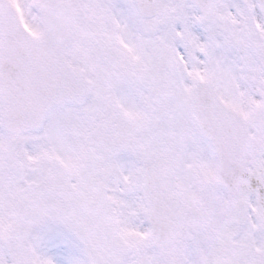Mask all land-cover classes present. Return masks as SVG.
Wrapping results in <instances>:
<instances>
[{
    "label": "snow or ice",
    "instance_id": "obj_1",
    "mask_svg": "<svg viewBox=\"0 0 264 264\" xmlns=\"http://www.w3.org/2000/svg\"><path fill=\"white\" fill-rule=\"evenodd\" d=\"M0 264H264V0H0Z\"/></svg>",
    "mask_w": 264,
    "mask_h": 264
}]
</instances>
